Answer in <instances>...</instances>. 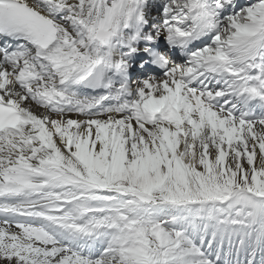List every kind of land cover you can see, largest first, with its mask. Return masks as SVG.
<instances>
[{"label":"snow or ice","instance_id":"obj_1","mask_svg":"<svg viewBox=\"0 0 264 264\" xmlns=\"http://www.w3.org/2000/svg\"><path fill=\"white\" fill-rule=\"evenodd\" d=\"M0 264H264V0H0Z\"/></svg>","mask_w":264,"mask_h":264}]
</instances>
